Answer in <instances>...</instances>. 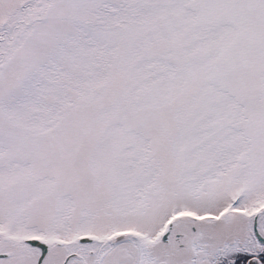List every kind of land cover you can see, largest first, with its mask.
Segmentation results:
<instances>
[{
	"label": "snow or ice",
	"instance_id": "snow-or-ice-1",
	"mask_svg": "<svg viewBox=\"0 0 264 264\" xmlns=\"http://www.w3.org/2000/svg\"><path fill=\"white\" fill-rule=\"evenodd\" d=\"M0 264H264V0H0Z\"/></svg>",
	"mask_w": 264,
	"mask_h": 264
}]
</instances>
